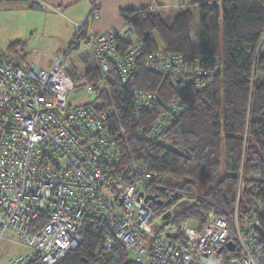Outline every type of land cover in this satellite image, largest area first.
Here are the masks:
<instances>
[{
    "label": "built area",
    "instance_id": "1",
    "mask_svg": "<svg viewBox=\"0 0 264 264\" xmlns=\"http://www.w3.org/2000/svg\"><path fill=\"white\" fill-rule=\"evenodd\" d=\"M28 3L45 8L43 0ZM97 14L93 3L88 15ZM81 24L74 22V31ZM124 24L125 37L107 30L84 40L81 54L96 62L105 78H114L112 66L115 78L127 82L135 60L143 55L146 68L178 92L186 80L197 88L211 81L199 68L200 59L196 69L185 70L179 54L145 51ZM120 39L129 43L124 46ZM78 51L68 43L51 57L48 68L33 61L12 65L0 55V240L10 231L31 249L7 264H26L34 255L43 264H56L80 243L88 218L103 225L97 252L119 244L140 264H264V241L254 218L243 227L235 210L230 228L224 217L210 210L198 229L189 221L173 222L171 208L153 214L147 190L156 173L134 159L127 161L126 170L120 166L122 127L117 112L112 107L70 106L67 101L76 87L67 70ZM203 76L206 80L200 79ZM83 87L95 94L92 84L84 82ZM131 96L135 113L150 112L158 104L156 91L133 88ZM181 98L178 93L170 97L159 117L135 128L136 136L159 142L172 119L184 111ZM167 211L170 215L164 219ZM39 216L46 222L31 232ZM229 241L232 250L226 246Z\"/></svg>",
    "mask_w": 264,
    "mask_h": 264
},
{
    "label": "trees",
    "instance_id": "2",
    "mask_svg": "<svg viewBox=\"0 0 264 264\" xmlns=\"http://www.w3.org/2000/svg\"><path fill=\"white\" fill-rule=\"evenodd\" d=\"M21 1L30 0L0 3ZM180 8L170 21L164 20L159 6L122 9L119 14L145 51L179 54L188 71L196 69L200 59L199 68L211 78L204 86L197 88L194 81L184 80L178 92L146 68L143 55L135 60L133 74L124 83L115 78L111 65L114 78H105L85 54L81 56L86 62L83 73L67 72L74 81L80 78L93 85L95 102L88 105L117 112L122 127L120 166L126 170L127 161L134 159L156 173L147 190L154 215L192 198L194 202L175 213L173 222L189 221L200 229L213 210L232 228L236 210L242 226L249 218L259 221L264 241V0H181ZM85 25L86 19L70 39L74 50H80V42L87 37ZM133 88L156 91L157 106L135 113ZM177 93L184 111L172 119L161 140L148 143L136 136L135 128L159 117ZM45 222V216H39L30 231L39 230ZM102 231L99 221L86 219L80 243L56 264H140L119 244L97 252ZM26 264L43 263L34 255Z\"/></svg>",
    "mask_w": 264,
    "mask_h": 264
},
{
    "label": "rangeland",
    "instance_id": "3",
    "mask_svg": "<svg viewBox=\"0 0 264 264\" xmlns=\"http://www.w3.org/2000/svg\"><path fill=\"white\" fill-rule=\"evenodd\" d=\"M93 1L91 0V3ZM180 2L181 0H156V4L153 6H159L164 20L170 21L181 10ZM68 14L67 11L53 9L47 5L44 9L31 7L29 4L18 8L0 6V53L7 55L9 61L21 67L25 62L33 61L48 68L52 63L51 57H53L48 48H54L62 41L70 40L74 34L75 27L69 21L73 18ZM89 16L88 25L84 29L90 26L95 17ZM124 32L125 30L121 35L125 37ZM191 42L192 44L197 42L194 32H191ZM83 46L84 42L82 41L80 50L72 58V66L69 68L71 71L84 70L86 62L81 57ZM7 48H10L12 52H7ZM33 49H37L38 52L33 54ZM262 50H264V42ZM41 52H46L47 57L43 56ZM75 84V89L69 92L67 97L70 106L95 102V94L85 92L83 79L78 78ZM193 202L192 198L178 201L171 206V211L175 214ZM158 223L159 219L155 221L152 228H155ZM243 227L246 226L243 225ZM30 252L31 249L18 242L17 237L10 231L5 232L4 238L0 240V264H7L10 259Z\"/></svg>",
    "mask_w": 264,
    "mask_h": 264
},
{
    "label": "crops",
    "instance_id": "4",
    "mask_svg": "<svg viewBox=\"0 0 264 264\" xmlns=\"http://www.w3.org/2000/svg\"><path fill=\"white\" fill-rule=\"evenodd\" d=\"M45 5L51 7L53 9H59L63 11H67L73 19H69V21L74 25V22H82L86 19V25H88L89 19V10L93 3H95V11L98 13L90 26L85 28L86 34H97L102 33L107 30H116L120 33H123L125 24L122 17L119 14V11L122 9H138L142 6H150L153 7L156 4V0H94L91 3V0H43ZM29 3L25 1L21 2H1V7L7 8H18L22 6H27ZM85 25V27H86ZM72 38V37H71ZM70 40H64L59 43L54 48H48L49 51L55 56L58 54L68 43ZM7 52L11 51L10 48L6 49ZM12 52V51H11ZM37 53V52H36ZM46 53V52H45ZM47 54V53H46ZM3 59L6 62H10L7 58V55H3L0 53ZM27 63L25 62L23 66ZM84 67V66H83ZM85 68V67H84Z\"/></svg>",
    "mask_w": 264,
    "mask_h": 264
},
{
    "label": "water",
    "instance_id": "5",
    "mask_svg": "<svg viewBox=\"0 0 264 264\" xmlns=\"http://www.w3.org/2000/svg\"><path fill=\"white\" fill-rule=\"evenodd\" d=\"M149 197L147 196V199H148ZM169 215H170V212L169 211H167V212H165L164 214H163V218L164 219H166V218H168L169 217ZM226 246L230 249V250H232L233 249V246H234V244L231 242V241H229L227 244H226Z\"/></svg>",
    "mask_w": 264,
    "mask_h": 264
}]
</instances>
